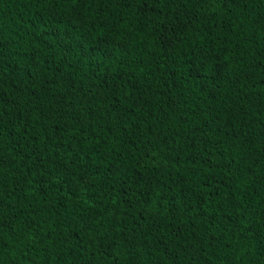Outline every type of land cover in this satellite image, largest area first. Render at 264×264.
<instances>
[{
	"label": "trees",
	"instance_id": "trees-1",
	"mask_svg": "<svg viewBox=\"0 0 264 264\" xmlns=\"http://www.w3.org/2000/svg\"><path fill=\"white\" fill-rule=\"evenodd\" d=\"M0 264H264V0H0Z\"/></svg>",
	"mask_w": 264,
	"mask_h": 264
}]
</instances>
